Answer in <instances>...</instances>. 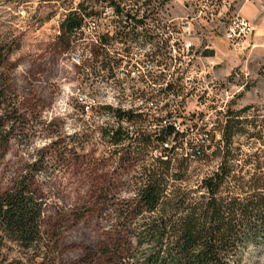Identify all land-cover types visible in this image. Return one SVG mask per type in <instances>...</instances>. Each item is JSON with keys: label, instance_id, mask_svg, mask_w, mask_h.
I'll return each instance as SVG.
<instances>
[{"label": "rangeland", "instance_id": "374dc122", "mask_svg": "<svg viewBox=\"0 0 264 264\" xmlns=\"http://www.w3.org/2000/svg\"><path fill=\"white\" fill-rule=\"evenodd\" d=\"M67 3V0H0V42L8 55L0 71L9 74L20 106V115H12L8 123L9 130H15L7 153H0V195L29 170L34 173L35 186L45 202L41 225L45 239L40 250L35 247L33 255L37 256L28 260L33 250L28 251L5 237L0 260L7 258L2 264H114L112 255L104 252L112 247V240L121 231L120 236H129L133 244L132 249L124 252L125 264H140L146 249L138 238L140 217L124 222L122 213L135 197L142 156L128 151L138 147L144 133L159 130V116H165L167 110L162 112L160 106L149 104L151 113L147 119L134 123L119 120L105 106L145 107L141 99L132 95L131 87L148 86L140 80L139 71L148 62L156 63L154 59L158 57L155 54L153 59L144 54L165 46L164 56L170 66L166 73L171 74L167 78L182 86L178 96L170 95V108L176 113L167 120L181 122L186 129L184 137L190 141L198 139L204 123L224 120L229 110L239 112L245 107L240 112L242 117L255 120L256 130H264V0L239 2L241 15L252 19L256 29L237 48L230 46L223 31L214 38L212 34L207 37L200 34L208 26V21L202 19L204 13H200L204 9L203 0H140L137 6L128 0L125 11L132 14L139 10L138 15L147 19L144 28L148 36L129 37L127 41L118 37L103 45L104 33L115 36L122 28L117 24V13L107 2L85 0L98 13L76 35L74 48L67 49L59 37ZM247 3L253 9H243ZM192 17L201 23L202 29L198 31L195 27L196 33L189 34L183 26L192 23ZM187 39H192L202 52L218 51L219 64L210 69L217 75L215 82L209 72L201 81L190 76L191 54L178 49ZM213 40L219 42V49L207 47ZM90 42L99 47L102 55L94 58L86 49ZM173 48L178 52L174 53ZM105 53L123 58L115 66L113 76L101 64ZM94 60H98L97 74L91 66ZM181 71L184 74L178 73ZM226 87L234 96L228 98ZM200 102L202 111L198 108ZM120 125L129 130V135L120 144H114L110 130ZM262 136L250 138L239 134L234 141L244 142L247 150L249 140L264 139ZM213 137L210 142H222ZM151 139L147 158L162 150L154 135ZM214 149L212 146L206 156L191 161L187 183L196 184V180L215 168L220 158L213 155ZM263 150L264 141L259 145V152L264 153ZM243 255L246 263L264 264L262 247L251 246Z\"/></svg>", "mask_w": 264, "mask_h": 264}, {"label": "trees", "instance_id": "16d2710c", "mask_svg": "<svg viewBox=\"0 0 264 264\" xmlns=\"http://www.w3.org/2000/svg\"><path fill=\"white\" fill-rule=\"evenodd\" d=\"M67 1V14L59 37L69 49L74 48L73 43L78 39L76 35L82 32L88 19L95 17L98 11L93 4L86 5L85 0ZM102 1L115 8L117 24L122 26L115 36L104 33L101 36L103 45L110 44L118 37L121 41H127L129 37L148 36L144 28L141 31L139 29L146 25L140 19L143 15H138L139 10L132 14L125 11L128 0ZM130 3L137 6L140 0H130ZM87 48L94 58L102 55L94 42H90ZM213 53L212 50L205 51L206 55ZM103 58L102 66L108 68L109 75L113 76L115 66H119L123 58L113 57L110 53H105ZM7 59L4 45L0 42V67ZM97 62L94 60L91 64L95 74L99 69ZM181 88L180 83L166 80L161 81L159 86L134 84L131 87L132 95L141 99L145 107L135 104L128 109L105 106L119 120L126 119L134 123L147 119L151 113V108L147 106L149 104L160 106L162 112L167 110L165 116H159V130L154 134L144 133L138 140V147L128 151L142 156L139 162L141 175L135 197L129 201L122 219L130 222L140 217L139 243L146 244L140 264H250L244 261V250L251 246L264 248V153L259 152V145L264 139L249 140L247 150L244 142L234 139L239 134L262 138L264 130H256L258 125L255 120L242 117L240 112L245 107L239 112L229 110L224 120L215 121L219 127L211 131L208 137L211 140L214 135L222 142H202L199 137L191 138V141L184 138L175 124L167 120L176 113L170 108V95L178 96ZM19 107L10 76L1 70V154L7 153L11 143L15 128L9 130L8 123L12 115H20ZM110 132L114 144H120L129 135L124 125L118 129L113 127ZM152 135L161 144L162 150L158 151L160 154L147 158ZM171 136L178 141L181 138V144L172 147L165 145ZM185 141L189 144L183 147ZM212 146L215 147L213 155L220 158L215 168L196 180V184L187 183L191 161L206 156ZM157 147L154 146V150ZM44 204V198L35 186L34 173L28 170L20 174L11 188L0 195V248L5 237H8L28 251L33 250L28 258L33 261L31 257L35 247L40 250L45 239L41 230ZM120 234L121 231L117 232L112 247L104 252L112 255L116 261L114 264H125L124 252L133 247L129 236L121 237ZM33 256L35 258L37 253ZM3 260H0V264Z\"/></svg>", "mask_w": 264, "mask_h": 264}, {"label": "built area", "instance_id": "2783aa9c", "mask_svg": "<svg viewBox=\"0 0 264 264\" xmlns=\"http://www.w3.org/2000/svg\"><path fill=\"white\" fill-rule=\"evenodd\" d=\"M203 1H204L203 3L204 5L202 6L204 9H202L200 13H204L202 19L208 21V26L205 32L200 33L202 36L207 37L212 34V38H214V37H218L220 35V32L223 31L224 36L228 40L230 46H232L233 48H237L243 45V43H245L251 37L254 30L256 29V25L252 19L250 20L249 18H246L245 16L241 15L242 5L240 6L239 3L241 0H203ZM140 19L147 22L146 21L147 19L145 17H141ZM192 20H194L192 23L188 22L186 25L183 26L184 32L188 31L189 34H192V33H196L194 30L195 27L198 29V31L202 29L201 23L199 21H196L195 17H192ZM143 28L144 26L139 27L140 31ZM213 42L214 40L212 41V45L211 46L207 45V47H210L212 49H217L213 47L214 45ZM178 49H181L183 53L191 54L190 57H192V59L190 58V63L192 64V72H190V76L192 77L193 80L195 81H201L202 79L204 80L205 79L204 74H206L207 72L210 73L211 81L215 82V80L218 79L215 72L210 71V69H213L216 65L219 64L216 60L217 54L214 55L213 53V55L211 54L206 55L205 51L202 52L200 51V49H198V46L193 43L192 39H187L184 45ZM178 49L173 48L174 53H177ZM166 53H167V49L165 46H163V48H160L159 50H154V52L153 50L148 51V53L145 52L144 55H147L148 57L151 56V58H153L154 55L156 54L158 59L156 60V58L155 59L153 58L156 61V63H154L153 61L148 62V64H146L145 66L146 69L144 67L143 71H139V73L141 74L140 80H144L143 82L148 85L152 84L155 86L159 85V83L164 80L171 82V80L167 78L168 76H171V74L166 73L170 67L167 63L168 58L164 56L166 55ZM172 64H173L172 67L173 66L176 67L174 63ZM178 73L182 75L184 74V71ZM225 91L228 93V98L234 96L233 92L229 87H226ZM198 108H200L201 111L204 110L201 102L199 103ZM224 108H220V109L224 110ZM173 123L182 134L185 133L186 129L183 128V124L181 122L180 123L173 122ZM217 126L218 124L215 121L204 123V125L201 127L200 130V135H199L200 140L202 142L209 143L210 142V137H208L209 133L213 131ZM185 144H189V142L185 141ZM165 145H167L168 147H172V145H179V141L176 140L174 136H171L169 137Z\"/></svg>", "mask_w": 264, "mask_h": 264}, {"label": "crops", "instance_id": "0c3cea01", "mask_svg": "<svg viewBox=\"0 0 264 264\" xmlns=\"http://www.w3.org/2000/svg\"><path fill=\"white\" fill-rule=\"evenodd\" d=\"M246 8H252L253 9L252 5L249 6L248 3L246 5H244V7H243V9H246ZM213 47L219 49L218 48L219 47V42L218 41H214ZM213 52H214V55H215L218 51L217 50H214ZM211 55H213V54H211Z\"/></svg>", "mask_w": 264, "mask_h": 264}]
</instances>
